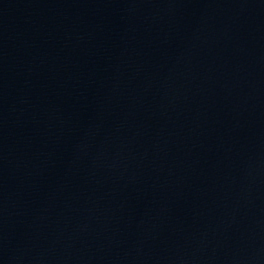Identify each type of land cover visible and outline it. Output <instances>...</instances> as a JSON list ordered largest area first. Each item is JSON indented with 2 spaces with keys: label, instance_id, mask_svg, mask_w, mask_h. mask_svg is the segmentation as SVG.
<instances>
[{
  "label": "water",
  "instance_id": "water-1",
  "mask_svg": "<svg viewBox=\"0 0 264 264\" xmlns=\"http://www.w3.org/2000/svg\"><path fill=\"white\" fill-rule=\"evenodd\" d=\"M0 264H264V0H0Z\"/></svg>",
  "mask_w": 264,
  "mask_h": 264
}]
</instances>
